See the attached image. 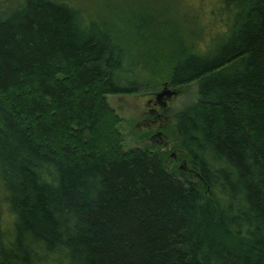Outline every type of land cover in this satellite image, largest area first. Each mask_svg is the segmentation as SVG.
<instances>
[{
    "label": "trees",
    "instance_id": "trees-1",
    "mask_svg": "<svg viewBox=\"0 0 264 264\" xmlns=\"http://www.w3.org/2000/svg\"><path fill=\"white\" fill-rule=\"evenodd\" d=\"M106 1L91 22L0 0V264H264V0H213L183 45ZM124 34L173 40L159 83L196 85L171 152L121 148L106 96L140 92Z\"/></svg>",
    "mask_w": 264,
    "mask_h": 264
},
{
    "label": "rangeland",
    "instance_id": "rangeland-1",
    "mask_svg": "<svg viewBox=\"0 0 264 264\" xmlns=\"http://www.w3.org/2000/svg\"><path fill=\"white\" fill-rule=\"evenodd\" d=\"M62 1L68 2L82 13H86L91 22H95V20L98 22L107 21L105 4H111L109 1ZM111 2L115 8H122L125 12L130 9L135 10L136 13L140 12V15L152 13L153 15H151L154 17L159 16V21L164 20L169 22L178 31L180 30L181 34H178L179 41L182 43L180 45L191 42L189 40L190 38H188V33L191 32L190 27H192V24L190 21L193 16L195 19L199 18L197 19L199 24H203L205 21V12L209 6L214 4L213 0H111ZM116 30L119 31V28H116ZM158 33L162 36L165 35L163 31ZM114 35L116 34L114 33ZM151 42L148 45L136 43L130 34H124L117 41V44L122 47L128 59L133 63V68L140 86V92L137 94L106 96L108 107L119 119V124L116 129L121 136L122 150L139 147L157 151L158 148L163 147V144L161 145L163 142L151 143L149 141V137L157 125L143 121L151 118L147 111L146 102L149 99L153 100V95L161 90L164 83H159L161 79L156 75L163 74V71L169 64L167 60L171 59L176 49L172 47L174 44L173 40L156 44ZM160 67H162V70L158 71ZM173 90L177 91V94L169 98L166 103V110L163 112L164 117L168 119L167 125L164 127L165 129L171 128V116L173 113L181 107L194 103L197 100L195 83L188 84L182 88H174ZM109 127L111 128L112 125L110 126L109 122H107L108 130H110ZM107 128H103L105 132ZM168 147L171 152L173 149L171 141L170 144L167 142L165 149H168ZM2 221L5 222L3 216Z\"/></svg>",
    "mask_w": 264,
    "mask_h": 264
},
{
    "label": "flooded vegetation",
    "instance_id": "flooded-vegetation-1",
    "mask_svg": "<svg viewBox=\"0 0 264 264\" xmlns=\"http://www.w3.org/2000/svg\"><path fill=\"white\" fill-rule=\"evenodd\" d=\"M162 89V88H161ZM167 90H173L171 87H167ZM172 98V96L170 97ZM169 99L166 98H155V94L153 95V100L149 99L146 102V107L148 108V114L151 116L150 119L145 120L143 122H150L151 124H156L157 126L154 127V132L150 135L149 141L151 143H161L167 144V139L166 135L164 134L163 130L165 129L164 127L167 125L168 119L164 117L163 112L166 110V103ZM166 101V102H165ZM157 108V109H156ZM158 123V124H157ZM175 159L174 157H172Z\"/></svg>",
    "mask_w": 264,
    "mask_h": 264
},
{
    "label": "water",
    "instance_id": "water-1",
    "mask_svg": "<svg viewBox=\"0 0 264 264\" xmlns=\"http://www.w3.org/2000/svg\"><path fill=\"white\" fill-rule=\"evenodd\" d=\"M177 91H175V90H167V85H163L162 86V89L159 91V92H157V93H155V98L156 99H159V98H166V99H169L171 96H175L177 93H176ZM166 143L163 145V147L165 148L166 147ZM170 157H174V152H172L171 154H170ZM179 170H182V171H185V169H184V167H183V163L182 162H180L179 163Z\"/></svg>",
    "mask_w": 264,
    "mask_h": 264
}]
</instances>
